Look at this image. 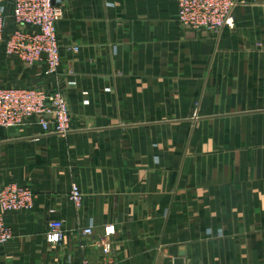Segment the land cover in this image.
Wrapping results in <instances>:
<instances>
[{
    "label": "crops",
    "instance_id": "0c3cea01",
    "mask_svg": "<svg viewBox=\"0 0 264 264\" xmlns=\"http://www.w3.org/2000/svg\"><path fill=\"white\" fill-rule=\"evenodd\" d=\"M55 1L56 75L0 48V88H21L18 66L3 78L15 62L71 120L63 137L33 121L0 130V187L34 194L4 216L0 264L97 263L106 226L115 264H264V0H243L219 36L180 27L176 0ZM0 12L11 32L12 0Z\"/></svg>",
    "mask_w": 264,
    "mask_h": 264
},
{
    "label": "built area",
    "instance_id": "2783aa9c",
    "mask_svg": "<svg viewBox=\"0 0 264 264\" xmlns=\"http://www.w3.org/2000/svg\"><path fill=\"white\" fill-rule=\"evenodd\" d=\"M176 20L180 27L202 30L219 36L224 29L234 27L233 11L243 0H176ZM63 9L55 0H12L11 25L7 32L6 17L0 13V48L26 66L44 64V75L54 76L61 65V54L56 24ZM68 51L77 52L78 48ZM31 121L42 131L56 136L71 132V120L65 98L58 91L29 88H0V130L24 126ZM83 195L76 184H71L69 200L77 208ZM34 206L30 188L8 184L0 187V246L12 240V232L5 225L4 216L10 212H28ZM92 236V229L82 230ZM113 226H106L93 242L101 259L97 263L82 260L80 264H115ZM64 238L63 222L51 220L45 235L48 244H58Z\"/></svg>",
    "mask_w": 264,
    "mask_h": 264
},
{
    "label": "rangeland",
    "instance_id": "374dc122",
    "mask_svg": "<svg viewBox=\"0 0 264 264\" xmlns=\"http://www.w3.org/2000/svg\"><path fill=\"white\" fill-rule=\"evenodd\" d=\"M0 13H2V12H0ZM2 14H4V13H2ZM199 31H202V30H199ZM17 66L19 67V73H20V76L17 78L18 81H19V85H20L19 87L29 88V89H40V90H44V88H42L41 86H39V84L37 83L38 81L29 82V81L25 80L24 77L21 75V72L22 71L24 72L26 69L24 67L16 64L15 62H12V61H10V63L8 64V70L6 69V72H8V73H5L3 75V78L5 79V77H6L8 80H11V77H13V80H15V77L11 73V70L15 69ZM69 73L72 74L73 71H69ZM45 91H47V90H45ZM49 91H58V92H60L59 90H49Z\"/></svg>",
    "mask_w": 264,
    "mask_h": 264
}]
</instances>
